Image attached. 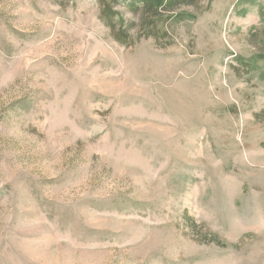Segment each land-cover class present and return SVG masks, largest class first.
Masks as SVG:
<instances>
[{
    "label": "rangeland",
    "instance_id": "374dc122",
    "mask_svg": "<svg viewBox=\"0 0 264 264\" xmlns=\"http://www.w3.org/2000/svg\"><path fill=\"white\" fill-rule=\"evenodd\" d=\"M0 0V264H264V0Z\"/></svg>",
    "mask_w": 264,
    "mask_h": 264
},
{
    "label": "trees",
    "instance_id": "16d2710c",
    "mask_svg": "<svg viewBox=\"0 0 264 264\" xmlns=\"http://www.w3.org/2000/svg\"><path fill=\"white\" fill-rule=\"evenodd\" d=\"M127 3V7L132 12H137L138 10H152L156 13L157 10L161 8H166L168 0H124Z\"/></svg>",
    "mask_w": 264,
    "mask_h": 264
}]
</instances>
